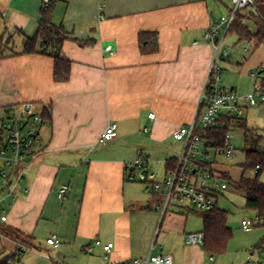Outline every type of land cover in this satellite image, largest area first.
Segmentation results:
<instances>
[{"label": "crops", "instance_id": "1", "mask_svg": "<svg viewBox=\"0 0 264 264\" xmlns=\"http://www.w3.org/2000/svg\"><path fill=\"white\" fill-rule=\"evenodd\" d=\"M220 1L53 0L51 22L68 37L59 54L70 62L68 80L56 83L51 57L39 47L22 53L24 38L37 33L42 0H0V109L32 102L46 120L44 153L26 168L4 223L32 244L0 235V256L22 247L19 264H118L156 255L204 263L202 247L185 243L190 211L155 212L124 166L144 157L149 171L156 164L165 172L179 155L168 156L165 144L197 114L213 58L203 36L219 19ZM256 49L238 65L248 78L264 64ZM111 123L117 137L99 144ZM51 235L58 248L46 244ZM95 241L113 248L105 255Z\"/></svg>", "mask_w": 264, "mask_h": 264}, {"label": "built area", "instance_id": "2", "mask_svg": "<svg viewBox=\"0 0 264 264\" xmlns=\"http://www.w3.org/2000/svg\"><path fill=\"white\" fill-rule=\"evenodd\" d=\"M52 1L42 0V9L45 10ZM231 4L229 14L212 23L203 36L213 48V58L197 114L188 124L181 125L172 132L173 140L181 145L179 155L166 168L165 175L160 180L149 171V161L144 157H138L124 166L128 182L143 185L145 193L151 199L160 200L154 204L153 209L161 216L173 207L189 211L192 208L201 213L214 208L218 191L228 190V185L206 184L207 179L214 182L219 179L212 173L211 167L220 157L230 159L234 156L232 142L236 138L233 133L243 130L244 112L248 109H264V64L258 65L250 73L252 88L243 96L219 85L222 74L219 64L228 60L231 51L230 47L224 45L225 37L235 17L246 8L253 7V0H231ZM243 23L245 24V20ZM105 51L112 53L110 47H106ZM249 53L247 47H243L242 54L247 56ZM148 118L154 119V114H149ZM225 121L229 122V129L222 146L217 147L214 141L205 139L203 133L221 127ZM45 124L43 110L35 103L23 102L0 109V224L7 221L3 204L8 207L12 205L15 190L24 178L26 168L44 153L40 129ZM116 137L117 126L111 123L101 135L99 144L109 143ZM257 171V167L252 170L253 176ZM66 193L67 187H62L58 198H65ZM255 213L253 219L241 221L240 229L243 232L249 233L254 227L264 225V215ZM185 243L190 247H203L204 236L202 233L186 234ZM46 244L58 248L61 243L56 235H51ZM94 245L101 247L105 255L113 248L112 244L104 245L100 241H95ZM24 251L21 247L18 257ZM209 261H213V257H209ZM118 264H173V259L170 255H156ZM247 264H264V246L248 255Z\"/></svg>", "mask_w": 264, "mask_h": 264}, {"label": "rangeland", "instance_id": "3", "mask_svg": "<svg viewBox=\"0 0 264 264\" xmlns=\"http://www.w3.org/2000/svg\"><path fill=\"white\" fill-rule=\"evenodd\" d=\"M232 7L231 0H221L219 3L220 16L226 17ZM238 15L246 18L245 25L248 30L253 33L256 32L257 26L255 24L258 21L264 24V0H253V7H248L241 11ZM218 16V18H220ZM255 18L258 20H255ZM219 20V19H218ZM6 45V43H5ZM224 45L230 47L229 62L220 63L222 68V74L220 76V87L225 89H234L238 95H245L251 90V79L247 75L242 73V67L238 66L243 63V59H248L249 55L255 50L254 41L240 40L239 35L232 30L228 32L225 37ZM2 47V45H0ZM243 47H247L249 55L244 57L242 54ZM257 54H264V40L261 45L257 47ZM245 127L251 132L249 135H245V130L235 131L232 144L235 148V154L232 158H218L217 163L213 165L212 173L219 177L216 181L206 180V184H222L228 185V190L218 191L216 206L218 209L228 213L226 226L232 231V237L229 240L225 251L222 254L206 255L203 264H247L248 255L255 251L257 248L264 246V225L256 226L251 232L246 233L240 229L241 221L247 219H253L256 213L247 210L245 207L244 196L237 192L230 182H235L241 177L252 178V170H243L242 164L245 162V150L253 148L257 151H264V109L255 108L248 109L244 112ZM259 139V142H257ZM168 150V156H175L180 152V144L171 141L165 144ZM162 156L154 157V160H162ZM150 172L157 176L160 180L164 177L163 165H151ZM212 174V175H213ZM227 178V179H226ZM259 181L264 183V172L260 174ZM139 191L144 194L141 186H137ZM15 201H17V194ZM148 201V197L144 196ZM14 201V202H15ZM13 202V203H14ZM13 203L10 207L3 204L6 215L11 211ZM201 212L195 209L190 210L187 215L188 224L187 227L190 233H202L203 225L200 219ZM182 251V248H180ZM213 257V261H209V257Z\"/></svg>", "mask_w": 264, "mask_h": 264}, {"label": "trees", "instance_id": "4", "mask_svg": "<svg viewBox=\"0 0 264 264\" xmlns=\"http://www.w3.org/2000/svg\"><path fill=\"white\" fill-rule=\"evenodd\" d=\"M52 2L41 13L36 35L33 38H24L22 53L25 55L33 54L36 52L37 47H39L41 54L49 56L54 60L53 79L54 82L59 83L68 80L70 62L60 57L59 54L60 45L68 37L61 27H57L51 22L50 9ZM244 20H246L245 17L237 15L228 32L234 30L239 35L240 40L254 41L255 48H257L264 40V24L256 21L257 30L253 33L243 23ZM255 20H258V18H255ZM43 118H45L44 114ZM221 121H224V119ZM228 129L229 122L225 121L221 127L205 131L203 137L214 141L217 147H221ZM243 130L246 132L245 135L251 134L245 126ZM257 142H259V139H257ZM244 153L245 162L242 164L243 170H254L257 167V174L252 178L241 177L235 182H230V184L237 192L244 196L247 210L264 215V183L259 181L260 174L264 172V151L250 148L246 149ZM171 165L172 162L168 163V167ZM152 201H155V203L160 202V200L153 199ZM199 217L203 225V251L208 255L222 254L232 237V231L226 226L228 213L218 209L215 205L212 210L201 213ZM0 235L13 240L23 247H28V245L32 244L31 237L25 236L19 231L5 226V224H0ZM0 264H19L18 252L13 255H1Z\"/></svg>", "mask_w": 264, "mask_h": 264}]
</instances>
